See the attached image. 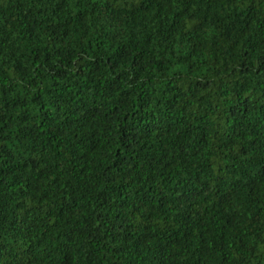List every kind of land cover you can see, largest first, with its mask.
Segmentation results:
<instances>
[{"label": "trees", "instance_id": "obj_1", "mask_svg": "<svg viewBox=\"0 0 264 264\" xmlns=\"http://www.w3.org/2000/svg\"><path fill=\"white\" fill-rule=\"evenodd\" d=\"M0 264H264V0H0Z\"/></svg>", "mask_w": 264, "mask_h": 264}]
</instances>
